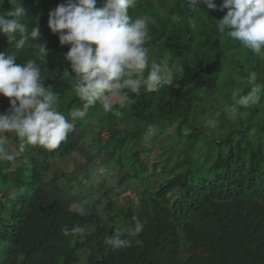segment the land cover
Instances as JSON below:
<instances>
[{"label": "trees", "instance_id": "trees-1", "mask_svg": "<svg viewBox=\"0 0 264 264\" xmlns=\"http://www.w3.org/2000/svg\"><path fill=\"white\" fill-rule=\"evenodd\" d=\"M20 2L27 14L22 22L29 32L37 25L41 40L30 38L17 50L0 34V52L15 51L18 64L35 60L44 86L58 94L57 110L65 116L72 110L84 114L73 120V131L58 148L28 146L17 166H0V264H79L82 250L87 252L82 264H264V92L256 105L238 109L243 118L230 120L223 111L232 104L234 90L248 94L250 72L258 74L256 84L264 88V56L219 33L216 20L226 10L197 5L203 10L193 11L187 0H167L160 11L149 0H138L129 15L149 18V52L158 63L179 64L185 71L158 92L129 93L134 103L123 108L113 99L122 113L116 116L99 102L86 105L73 91L74 74L64 59L69 46H61L47 26L48 12L65 0H0V14ZM8 99L0 96L3 109ZM205 106L219 113L217 135L196 123ZM91 127L97 138L85 147ZM163 136L173 137L168 147L161 144ZM153 148L157 152L150 155ZM70 153L83 154L86 162L48 179L52 160ZM95 164L104 172L92 174ZM124 167L122 177L112 175ZM95 176L101 179L97 189L88 185ZM160 176L149 192L148 182ZM59 180L63 185L55 184ZM127 181L143 186L137 199L125 194ZM87 189L98 192L99 200L113 194L127 200L124 209L114 207L118 224L100 220L98 201L84 195ZM77 203L86 215L78 214ZM133 217L143 224L141 243L108 248L104 237L131 227ZM77 225L83 233H62L65 226Z\"/></svg>", "mask_w": 264, "mask_h": 264}, {"label": "clouds", "instance_id": "clouds-1", "mask_svg": "<svg viewBox=\"0 0 264 264\" xmlns=\"http://www.w3.org/2000/svg\"><path fill=\"white\" fill-rule=\"evenodd\" d=\"M137 2L101 0V6L97 7L98 0H65L48 12L50 32L58 36L61 46H69L64 59L74 74L75 95L89 106L99 102L104 112L116 116L122 113L114 109L113 99L123 108L134 103L129 93L139 96L142 90L158 92L172 86L177 74L182 76L185 71L182 65L169 66L150 58L146 47L150 40L149 18L129 15V9L135 8ZM187 3L193 11L201 9L197 5H204L209 10H226L223 17L216 20L219 33L238 40L241 47L251 50L254 55L264 56V0H222L219 6L214 0H187ZM25 16L26 9L21 2L0 14V34L5 35L9 43H14L17 50L23 49L30 38L41 40L37 25L29 32L28 25L22 22ZM40 52L44 57L47 54L44 43L40 45ZM16 61L15 51L0 52V96L9 98V108L0 113V161L11 162L14 167L28 146L46 150L58 148L73 131L72 121L84 114L72 110L70 120L58 111V94L51 85L44 86L35 60L28 59L20 64ZM257 79L258 74L250 72L248 94L241 95L239 90L232 92V104L223 108L228 119L243 118L245 113L238 109L258 103L264 88L256 84ZM205 126L214 129L217 121L208 119ZM7 133H13L18 139L15 151H9ZM74 206L79 215L87 214L83 204ZM142 230L141 221L133 217L131 227L117 228L113 234L104 237L103 243L111 250L131 247L133 241L141 243L137 237ZM83 232L79 225L62 229L65 236Z\"/></svg>", "mask_w": 264, "mask_h": 264}, {"label": "rangeland", "instance_id": "rangeland-1", "mask_svg": "<svg viewBox=\"0 0 264 264\" xmlns=\"http://www.w3.org/2000/svg\"><path fill=\"white\" fill-rule=\"evenodd\" d=\"M162 1V3H161ZM149 2L157 9H159L160 11H162L163 6H165L167 4V0H149ZM149 56L150 58H153L152 53L149 52ZM9 107L6 108H2L1 104H0V113H2V109L3 110H7ZM206 111L202 114L198 116V120L196 121V123L199 125V127L203 130V131H207L208 129L210 130V128L205 126V121L208 119H214L217 121V126L220 122V119H218V116L216 115V113H213L212 111H210L208 106H205ZM71 120V116L68 115L66 116ZM73 122V121H72ZM122 124H118V128L119 126H121ZM213 130L214 134L217 135L219 133L218 128L215 127ZM97 129L95 127H91L89 129H87L86 133H85V140H84V145L85 147H89L91 145L92 139L97 138V133H96ZM9 138V143H8V147H9V151H15L18 148V139L14 136L13 133H7L6 134ZM108 137V135L105 133L103 134V139L106 140ZM115 137L117 138V135H115ZM161 139V144H164L165 147H168L169 144H171L173 137L172 138H166V137H160ZM32 147V146H31ZM33 147H38V146H33ZM157 152V150H154L150 152V155H155V153ZM106 152V150H104V152L97 158L96 163L98 164L99 161L104 159V153ZM171 159H173V156L171 157ZM85 158L84 155L81 153H70V154H60L58 155L56 158H54L51 162V168L50 171L47 175L48 179H51L53 177V175L55 174H59L61 172H70L73 169V166L76 164H84ZM150 164H152V162H148L146 165L147 169H149ZM0 166L7 168V169H12L14 168V166L12 165L11 162H7V161H0ZM91 172L92 174L98 172V173H103L104 169L102 166H96L95 165H91ZM128 168L124 167L120 172L114 171L112 173L113 176H116L117 178L122 177V175L127 173ZM163 179V176L160 177H154L152 180H150L148 182V191L152 192V188L154 186H157L158 183H160V181ZM84 183V180H81ZM101 182L100 177H93L92 180L88 183V185L93 186V189H97V186L99 185V183ZM64 181L63 180H59L56 181L55 184H57L58 186L63 185ZM128 183V190L125 191L126 195H129L131 198L137 199L139 196H141L142 192H143V186L137 185L136 183H134L133 181H127ZM89 186V188H90ZM88 188V189H89ZM85 190L84 195L86 197H91L93 200L98 201L97 202V209L99 212V218L101 221H104L108 224H118L119 220L117 218H115L114 214L116 213L115 210V206H117L119 209H124L126 207V202L127 200H125L124 197H122L120 200L118 199L119 197H116L117 194H113V195H109V196H104V200H99V193L95 192L94 190L90 191L89 190ZM8 196H12V192L9 193ZM128 196V197H129ZM7 199L2 200V202H6ZM132 208L134 210H136V204L132 203L131 204ZM90 230V227L87 228V232ZM87 252L82 250L81 254H80V262L79 264H82L85 260Z\"/></svg>", "mask_w": 264, "mask_h": 264}]
</instances>
